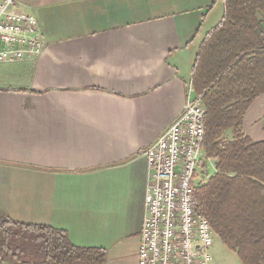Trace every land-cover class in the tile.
Wrapping results in <instances>:
<instances>
[{
	"label": "crops",
	"instance_id": "obj_1",
	"mask_svg": "<svg viewBox=\"0 0 264 264\" xmlns=\"http://www.w3.org/2000/svg\"><path fill=\"white\" fill-rule=\"evenodd\" d=\"M45 40L0 63V212L138 264L144 149L183 111L225 0H18ZM264 30V22H262ZM243 130L264 139V93Z\"/></svg>",
	"mask_w": 264,
	"mask_h": 264
},
{
	"label": "trees",
	"instance_id": "obj_2",
	"mask_svg": "<svg viewBox=\"0 0 264 264\" xmlns=\"http://www.w3.org/2000/svg\"><path fill=\"white\" fill-rule=\"evenodd\" d=\"M225 4L223 22L205 38L193 67L207 111L201 167L208 176L196 187L198 209L243 264H264V139L254 141L243 130L247 109L264 93V0ZM0 260L105 264L107 252L73 243L64 229L0 212Z\"/></svg>",
	"mask_w": 264,
	"mask_h": 264
},
{
	"label": "built area",
	"instance_id": "obj_3",
	"mask_svg": "<svg viewBox=\"0 0 264 264\" xmlns=\"http://www.w3.org/2000/svg\"><path fill=\"white\" fill-rule=\"evenodd\" d=\"M45 40L35 14L0 0V63L37 58ZM190 86L182 113L147 146L144 219L138 264H211L215 234L198 209L196 187L207 179L206 107ZM214 168L213 159H208ZM201 170V173H199Z\"/></svg>",
	"mask_w": 264,
	"mask_h": 264
},
{
	"label": "rangeland",
	"instance_id": "obj_4",
	"mask_svg": "<svg viewBox=\"0 0 264 264\" xmlns=\"http://www.w3.org/2000/svg\"><path fill=\"white\" fill-rule=\"evenodd\" d=\"M208 165L209 171L212 173L214 171L213 166L211 163H208ZM204 166L205 165H203V167ZM205 168L207 169L206 166ZM205 172L207 173L206 170ZM199 173H201V170ZM213 240V245L210 248V253L212 255L211 264H243L238 254L228 248L218 235H214ZM0 264H13V262L11 260H0Z\"/></svg>",
	"mask_w": 264,
	"mask_h": 264
}]
</instances>
